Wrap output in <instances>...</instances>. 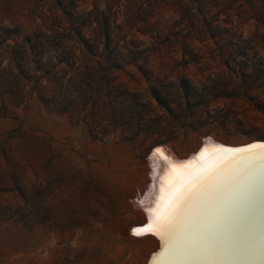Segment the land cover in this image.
Instances as JSON below:
<instances>
[{
  "label": "rangeland",
  "instance_id": "374dc122",
  "mask_svg": "<svg viewBox=\"0 0 264 264\" xmlns=\"http://www.w3.org/2000/svg\"><path fill=\"white\" fill-rule=\"evenodd\" d=\"M14 40L39 50L5 52ZM18 58L0 95V264H147L158 239L133 230L151 151L264 141V0H0V72Z\"/></svg>",
  "mask_w": 264,
  "mask_h": 264
},
{
  "label": "bare ground",
  "instance_id": "6f19581e",
  "mask_svg": "<svg viewBox=\"0 0 264 264\" xmlns=\"http://www.w3.org/2000/svg\"><path fill=\"white\" fill-rule=\"evenodd\" d=\"M208 144L202 157L197 158L198 154L184 162L161 150L176 169L156 155L157 171L138 204L143 209L162 210L161 196L167 198L191 173L218 163L225 152H235ZM249 155L255 159L249 160ZM186 162L191 166L181 168ZM156 237L158 248L164 247L150 264H264V149L235 158Z\"/></svg>",
  "mask_w": 264,
  "mask_h": 264
},
{
  "label": "snow or ice",
  "instance_id": "6c2138e0",
  "mask_svg": "<svg viewBox=\"0 0 264 264\" xmlns=\"http://www.w3.org/2000/svg\"><path fill=\"white\" fill-rule=\"evenodd\" d=\"M258 149H264V144L252 146L240 150L239 152H225V155L220 161L211 166H205L199 170L190 174L188 179L183 182L180 188L173 190L169 193L168 197L163 196L160 199L164 200L163 209L158 211L153 208H145V214L148 217L147 226L140 227L133 230V235L144 236L154 235L160 236L162 233L167 231L173 218L179 214L183 208L195 199L202 191H204L213 181L221 174V172L233 162L237 157L244 154H254ZM157 156L165 160L166 166L175 170L176 165L172 164L161 150H156ZM204 155V151L199 154V157ZM249 160H254L255 156L249 155ZM191 166V162H186L180 165L181 168H188ZM161 191H163L161 189Z\"/></svg>",
  "mask_w": 264,
  "mask_h": 264
},
{
  "label": "trees",
  "instance_id": "16d2710c",
  "mask_svg": "<svg viewBox=\"0 0 264 264\" xmlns=\"http://www.w3.org/2000/svg\"><path fill=\"white\" fill-rule=\"evenodd\" d=\"M38 44H39V40H36L32 44H30V41H24V42H21L20 43L19 41L14 40V41H12V43H8V44H6L4 46V51L7 52L8 50H12V51L13 50H16V52H18V53H22V52L24 53V50H27V51L31 50L32 52L33 51L36 52L37 50H39V45ZM85 48L87 50L89 49V47H87V46H85ZM90 54H91V52H90ZM22 60H23V58L22 59L18 58L17 59L16 66H18L19 62H21ZM86 60L88 61V63H92L93 62L90 57L87 58ZM101 60L102 61H98L95 64L100 65L101 63L104 62V60H105V63H106L110 59H107L106 60V59L103 58ZM78 63H79V60L77 58H75L72 61V65H76ZM83 68H85V67H83ZM22 70H23V67L21 65H19L18 67H15V66L14 67H11L10 66L8 68L3 69L0 72V84H1L0 85V95L1 96H4L7 93H10L9 91H6V89L4 88V86H10V85H12L13 87L12 86L11 87L14 88V85H16L15 83L21 79L22 74H24V72H25V71H22ZM13 72H16V74L13 73ZM9 80H10V83L11 84H9ZM18 91L19 90H17V92Z\"/></svg>",
  "mask_w": 264,
  "mask_h": 264
},
{
  "label": "water",
  "instance_id": "95a60500",
  "mask_svg": "<svg viewBox=\"0 0 264 264\" xmlns=\"http://www.w3.org/2000/svg\"><path fill=\"white\" fill-rule=\"evenodd\" d=\"M208 140H210V138H205L203 141H202V143L200 144V146H199V148L197 149V151L196 152H194L193 154H192V156H197L198 154H200L201 152H202V150H204V149H206V148H209L210 146H209V144H208ZM215 143H217V142H215ZM262 144H264V141H253V142H249V143H246V144H243V145H239V146H232V147H230V146H221V144L220 143H217V145L219 146L220 145V147H224V148H229V149H231V150H233V151H235V152H239L240 150H243V149H246V148H250V147H252V146H257V145H262ZM160 148H163V147H156V148H154L152 151H151V153L149 154V156H148V158H147V160H146V162L149 160V158L153 155V156H156V150H158V149H160ZM189 157H190V155H189ZM189 157L187 158V159H181V161L182 160H188L189 159ZM146 224L147 223H145L143 226H140V227H144V226H146ZM139 228V227H138ZM163 247H164V245H160L159 246V248L156 250V252L155 253H153L152 254V256L150 257V259H149V261H148V264H150V261H151V259L153 258V256H156L158 253H160V251H162V249H163Z\"/></svg>",
  "mask_w": 264,
  "mask_h": 264
}]
</instances>
